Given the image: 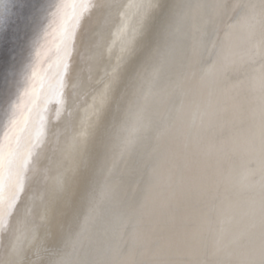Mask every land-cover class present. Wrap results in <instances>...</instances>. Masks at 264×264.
I'll return each mask as SVG.
<instances>
[{"label":"bare ground","instance_id":"obj_1","mask_svg":"<svg viewBox=\"0 0 264 264\" xmlns=\"http://www.w3.org/2000/svg\"><path fill=\"white\" fill-rule=\"evenodd\" d=\"M262 155L264 0H0V264H261Z\"/></svg>","mask_w":264,"mask_h":264},{"label":"snow or ice","instance_id":"obj_2","mask_svg":"<svg viewBox=\"0 0 264 264\" xmlns=\"http://www.w3.org/2000/svg\"><path fill=\"white\" fill-rule=\"evenodd\" d=\"M260 170L264 172V155L260 157L259 160ZM262 247H264V244H262ZM261 264H264V260L261 261Z\"/></svg>","mask_w":264,"mask_h":264},{"label":"water","instance_id":"obj_3","mask_svg":"<svg viewBox=\"0 0 264 264\" xmlns=\"http://www.w3.org/2000/svg\"><path fill=\"white\" fill-rule=\"evenodd\" d=\"M13 36H14V35H13ZM13 36L11 37V40H12ZM12 44H13V43H12Z\"/></svg>","mask_w":264,"mask_h":264}]
</instances>
